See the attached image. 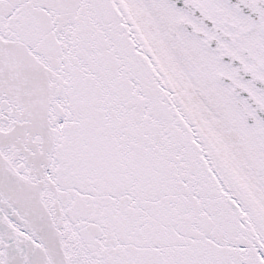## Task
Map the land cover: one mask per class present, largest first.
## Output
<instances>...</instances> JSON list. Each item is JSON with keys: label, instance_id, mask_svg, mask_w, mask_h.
I'll use <instances>...</instances> for the list:
<instances>
[{"label": "snow or ice", "instance_id": "obj_1", "mask_svg": "<svg viewBox=\"0 0 264 264\" xmlns=\"http://www.w3.org/2000/svg\"><path fill=\"white\" fill-rule=\"evenodd\" d=\"M0 264H264V0H0Z\"/></svg>", "mask_w": 264, "mask_h": 264}]
</instances>
